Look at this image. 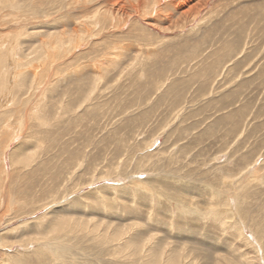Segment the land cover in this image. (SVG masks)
<instances>
[{"label": "rangeland", "instance_id": "374dc122", "mask_svg": "<svg viewBox=\"0 0 264 264\" xmlns=\"http://www.w3.org/2000/svg\"><path fill=\"white\" fill-rule=\"evenodd\" d=\"M0 264H264V0H0Z\"/></svg>", "mask_w": 264, "mask_h": 264}, {"label": "bare ground", "instance_id": "6f19581e", "mask_svg": "<svg viewBox=\"0 0 264 264\" xmlns=\"http://www.w3.org/2000/svg\"><path fill=\"white\" fill-rule=\"evenodd\" d=\"M184 11V10H183ZM178 12V11H177ZM185 12V11H184ZM179 13V12H178ZM183 13V12H182ZM168 15V14H167ZM184 15V14H183ZM186 15V14H185ZM103 62V61H102ZM17 67V66H16ZM16 70V69H15ZM19 75H21V73L19 74ZM16 79V78H15ZM17 80V79H16ZM16 82V81H15ZM18 82V81H17ZM34 111V110H33Z\"/></svg>", "mask_w": 264, "mask_h": 264}]
</instances>
